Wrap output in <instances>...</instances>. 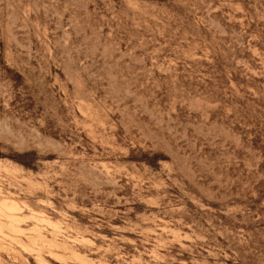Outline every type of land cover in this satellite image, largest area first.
Wrapping results in <instances>:
<instances>
[{
    "label": "rangeland",
    "instance_id": "rangeland-1",
    "mask_svg": "<svg viewBox=\"0 0 264 264\" xmlns=\"http://www.w3.org/2000/svg\"><path fill=\"white\" fill-rule=\"evenodd\" d=\"M0 264H264V0H0Z\"/></svg>",
    "mask_w": 264,
    "mask_h": 264
}]
</instances>
